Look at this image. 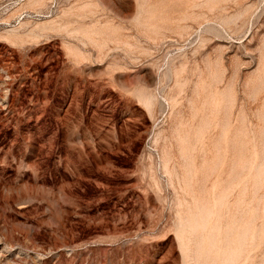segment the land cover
<instances>
[{
	"label": "rangeland",
	"instance_id": "rangeland-1",
	"mask_svg": "<svg viewBox=\"0 0 264 264\" xmlns=\"http://www.w3.org/2000/svg\"><path fill=\"white\" fill-rule=\"evenodd\" d=\"M31 2L0 0V264H264V0Z\"/></svg>",
	"mask_w": 264,
	"mask_h": 264
},
{
	"label": "bare ground",
	"instance_id": "bare-ground-1",
	"mask_svg": "<svg viewBox=\"0 0 264 264\" xmlns=\"http://www.w3.org/2000/svg\"><path fill=\"white\" fill-rule=\"evenodd\" d=\"M42 1H43V0H35V1L33 0V3H32V2H31V3H32L33 5H36V4H39V5H40V4L42 3ZM27 2H28V1H27ZM43 3H44V2H43ZM43 3H42V4H43ZM32 4H31V5H32ZM42 4H41V6H42ZM33 5H32V7L30 6L31 9H32V8L34 9V7H37V5L34 6V7H33ZM39 5H38V6H39ZM27 7H28V6H27ZM39 7H40V6H39ZM28 8H29V7H28ZM150 14H151V13H150ZM150 14H149V15H150ZM157 16H158V15H157ZM154 17H155V16H154ZM154 17H153V18H154ZM161 17H162V16H161ZM167 17H168V16H167ZM155 18H156V17H155ZM157 18H158V17H157ZM158 19H159V18H158ZM162 19H163V18H162ZM165 19H166V18H165ZM135 20H136V19H135ZM139 20H140V18H139ZM139 20H138V21H139ZM149 21H150V20H149ZM152 21H153V20H151V22H152ZM154 21L156 22V21H158V20H154ZM162 21H163V20H162ZM162 21H161V22H162ZM228 21H229V20H228ZM228 21H227V22H228ZM49 22H50V21H49ZM140 22H141V21H140ZM146 22H148V20H147ZM159 22H160V21H159ZM163 22H164V21H163ZM163 22H162V23H163ZM225 22H226V21H225ZM47 23H48V22H47ZM148 24H150V23H148ZM158 24H159V23H158ZM158 24H157V25H158ZM45 25H46V24H45ZM151 25H152V24H151ZM153 25H154V24H153ZM175 25H176V24H175ZM178 25H179V24H178ZM36 26H37V25H36ZM36 26H35V27H36ZM39 26H40V28H42L41 25H39ZM90 26H91V25H90ZM90 26H89V27H90ZM86 27H87V26H86ZM91 27H92V26H91ZM108 27H109V26H108ZM151 27H152V26H151ZM153 27H154V26H153ZM176 27H177V26H176ZM179 27H180V25H179ZM183 27H184V26H183ZM38 28H39V27H38ZM43 28H44V27H43ZM43 28H42V29H43ZM45 28H46V26H45ZM96 28H97V27H96ZM112 28H113V25H112ZM157 28H158V27H157ZM185 28H186V27H185ZM81 29H82V28H81ZM92 29H93V27H92ZM102 29H103V27H102ZM152 29H153V28H152ZM84 30H85V29L83 28V31H84ZM87 30H88V29H87ZM90 30H91V29H90ZM95 30H96V29H95ZM105 30H106V29H105ZM112 30H113V29H112ZM178 30H179V29H178ZM185 30H186V29H185ZM86 32H87V31H86ZM94 32H95V31H94ZM96 32H97V31H96ZM102 32H103V31H102ZM110 32H111V31H110ZM154 32H155V31H154ZM84 33H85V32H84ZM111 33H113V31H112ZM116 35H117V34H116ZM98 37H99V36H98ZM118 37H119V36H118ZM86 38H87V37H86ZM89 38H91V37H89ZM91 39H92V38H91ZM98 39H99V38H98ZM117 39H120V38H117ZM93 40H94V38H93ZM108 40H111V38L108 39ZM101 41H103V40H101ZM93 42H94V41H93ZM97 42H98V41H97ZM97 42H96V43H97ZM94 43H95V42H94ZM96 43H95V44H96ZM103 43H104V42H103ZM100 45H102V44H100ZM102 47H103V46H102ZM102 47H101V48H102ZM69 48H70V47H69ZM261 61H263V59L260 60V62H261ZM259 65H261V63H260ZM261 68H262V67H261ZM261 70H262V69H261ZM263 70H264V69H263ZM263 70H262V71H263ZM212 71L214 72V70H212ZM259 71H260V68H259ZM211 73H212V72H211ZM260 74H261V73H260ZM175 75H176V73H175ZM258 75H259V74H258ZM258 75H257V76H258ZM263 75H264V74H263ZM210 76H213V75H209V77H210ZM260 77H261V75H260ZM263 77H264V76H263ZM218 78H219V77H218ZM256 78H257V77H256ZM177 79H178V78H177ZM209 79H210V78H209ZM209 79H208V80H209ZM211 79H212V78H211ZM211 79H210V80H211ZM213 79H214V78H213ZM216 79H217V78H216ZM259 79H260V78H259ZM259 79H258V80H259ZM208 80H207V83H209ZM214 80H215V79H214ZM217 80H218V79H217ZM261 81H262V80H261ZM176 82H177V80H176ZM200 82H201V81H200ZM200 82H198V83H199V86H201V85L203 84V83H202V84L200 85ZM213 82H214V81H213ZM205 83H206V82H205ZM210 83H211V82H210ZM256 83H257V82H256ZM181 84H182V83H181ZM258 84H259V83H258ZM262 84H263V82H262ZM262 84H261V85H262ZM197 85H198V84H197ZM208 85H210V84H208ZM255 86H256V85H255ZM259 86H260V85H259ZM259 86H257V87H259ZM179 87H181V86H179ZM207 87H208V86H207ZM211 87H212V86H211ZM257 87H256V88H257ZM213 88H214V87H213ZM196 89H199V91H201L200 88H199L198 86H197ZM202 89H203V88H202ZM257 89H258V88H257ZM207 90H208V88H207ZM207 90H206V91H207ZM209 90H210V88H209ZM209 90H208V91H209ZM208 91H207V92H208ZM140 92H141V91H140ZM147 92H148V91H147ZM147 92L145 91V93H147ZM195 92H196V90H195ZM204 92H205V91H204ZM212 92H213V91H212ZM141 93H142V92H141ZM149 93H150V92H149ZM149 93H147V94H149ZM200 93H201V92H200ZM208 93H209V92H208ZM152 94H153V93H152ZM195 94H196V93H195ZM204 94H205V93H204ZM134 95H135V94H134ZM139 95H140V94H139ZM141 95H142V94H141ZM154 95H155V94H154ZM230 95H231V94H230ZM137 96H138V95H137ZM150 96H151V95H150ZM206 96H207V98L209 97L208 95H206ZM219 96H220V95H219ZM142 97H143V95H142ZM142 97H141V98H142ZM201 97H202V96H201ZM201 97H200V98H201ZM204 97H205V96H204ZM210 97H211V96H210ZM215 97H216V96H215ZM148 98L150 99V97H148ZM152 98H154V97H152ZM152 98H151V99H152ZM162 98H163V102H164V103L166 104V106H167V109L170 110V113H171V114H173V113L176 111V109H177V108H176V104H177V103H176L173 99H171V98H168V97H162ZM197 98H198V97H197ZM205 98H206V97H205ZM216 98H217V97H216ZM224 98H225V97H224ZM224 98H223V100H224ZM229 98H230V97H229ZM229 98H228V99H229ZM146 99H147V98H146ZM174 99H175V98H174ZM195 99H196V98H195ZM201 99H203V98H201ZM231 99H232V97H231ZM139 100H140V97H139ZM141 100H142V99H141ZM212 100H213V99H212ZM223 100H222V101H223ZM225 100H226V99H225ZM190 101H192V100H190ZM203 101H204V100H203ZM205 101H207V100H205ZM140 102L143 103L142 101H140ZM147 102H151V101H147ZM147 102H146V103H147ZM158 102H159V99H158V98H155L154 100H152L150 106H153V105L157 104ZM192 102H193V101H192ZM195 102H198V101H195ZM199 102H201V101L199 100ZM215 102H216V101H215ZM228 102H229V101H228ZM146 103H144V104H146ZM175 103H176V104H175ZM202 103H203V102H202ZM206 103H207V102H206ZM211 103H212V102H211ZM222 103H223V102H222ZM224 103H225V102H224ZM226 103H227V102H226ZM147 104H148V103H147ZM147 104H146V105H147ZM204 104H205V103H204ZM204 104H203V105H204ZM194 105H195V104H194ZM197 105H198V104H197ZM197 105H196V106H197ZM209 105H210V104H209ZM147 106H149V104H148ZM150 106H149V109H151ZM205 106H206V105H205ZM211 106H212V105H211ZM222 106H223V105H222ZM226 106H227V105H226ZM199 107H201V106H199ZM212 107H214V106H212ZM212 107H211V108H212ZM152 108H153V107H152ZM191 108H192V107H191ZM196 108H197V107H196ZM202 108H203V107H202ZM202 108H200V109H202ZM204 108H205V107H204ZM206 108H207V107H206ZM208 108H209V107H208ZM217 108H219V107H217ZM220 108H221V106H220ZM222 108L224 109V107H222ZM212 110H213V109H212ZM218 110L220 111V109H218ZM197 111H198V110H197ZM201 111L203 112V110H201ZM201 111H200V112H201ZM205 111H206V110H205ZM210 111H211V109H210ZM214 111H215V110H214ZM214 111H213V112H214ZM222 111H223V110H222ZM208 112H209V111H208ZM216 112H217V111H216ZM194 113H195V112H194ZM204 113H205V112H204ZM219 113H220V112H219ZM197 114H199V113L197 112ZM207 114H208V113H207ZM216 115H217V113H216ZM263 115H264V114H263ZM193 116H194V114H193ZM198 116H199V115H198ZM198 116H197V117H198ZM203 116H204V115H203ZM203 116H201V117H203ZM205 116H206V115H205ZM208 116H209V115H208ZM206 117H207V116H206ZM195 119H196V118H195ZM205 119L208 121L207 118H205ZM221 120H222V119H221ZM172 121H173V120H172ZM194 121H195V120H194ZM196 121H197V120H196ZM196 121H195V122H196ZM199 121H200V120H199ZM201 121H202V120H201ZM191 122H192V121H191ZM210 122H211V121H210ZM199 123H200V122H199ZM199 123H198V124H199ZM204 123H206V122H204ZM207 123H208V122H207ZM176 124H177V123H176ZM219 124H220V123H219ZM221 124H222V123H221ZM193 125H194V124H193ZM199 125H200V124H199ZM171 126H173V127H171ZM171 126H170V129H171V130H174V129H175V126L172 125V123H171ZM176 126H177V125H176ZM187 126H188V124H187ZM189 126H190V125H189ZM221 126H222V125H221ZM224 126H225V125H224ZM182 127H183V126H182ZM202 127H203V125H202ZM206 127H207V126H206ZM190 128H191V127H190ZM198 128H199V126H198ZM200 128H201V126H200ZM178 129H179V131H180V128H178ZM181 129H182V128H181ZM184 129H186V128L184 127ZM193 129H195V128H193ZM207 129H208V128H207ZM219 129H220V128H219ZM171 130H170V131H171ZM182 130H183V129H182ZM204 130H205V129H204ZM183 131H184V130H183ZM186 131H188V130H186ZM189 131H191V130H189ZM189 131H188V132H189ZM192 131H193V130H192ZM202 131H203V130H202ZM171 132H172V131H171ZM181 132H182V131H181ZM220 132H221V131H220ZM240 132H241V131H240ZM159 133H160V132H157V133H155V134L153 135V140H154L155 142L159 139V138H158V134H159ZM174 133H175V132H174ZM179 133H180V132H178V134H177V135H178L177 138H178L179 141L182 143V142L184 141V138L186 137V134H185V136H183L182 134H179ZM182 133H183V132H182ZM224 133H225V132H224ZM238 133H239V132H238ZM194 134H195V133H194ZM201 134H202V133H201ZM204 134H205V132H204ZM221 134H222V132H221ZM239 134H240V133H239ZM190 135H192V134L190 133ZM199 135H200V134H198V136H199ZM217 135H218V134H217ZM219 135H220V133H219ZM224 135H225V134H224ZM195 136H196V135H195ZM200 136L202 137V135H200ZM240 136H241V135H240ZM242 136H243V135H242ZM165 137H166V136H165ZM165 137H164V138H165ZM172 137H174V136H172ZM189 137H190V136H189ZM193 138H194V137H193ZM196 138H197V137H196ZM175 139H176V137H175ZM217 139H218V138H217ZM185 140L187 141L186 138H185ZM191 140H192V139H191ZM191 140H190V141H191ZM218 140H219V139H218ZM194 141H195V140H194ZM220 141H221V140H220ZM224 141H225V140H224ZM198 142H199V141H198ZM167 143H169V142H167ZM177 143H178V142H177ZM177 143H175V144H177ZM183 143H184V142H183ZM188 143H189V142H188ZM194 143H195V142H194ZM194 143H193V144H194ZM203 143H205V141H203ZM236 143H237V142H236ZM239 143L242 145V142H239ZM239 143H238V144H239ZM169 144H170V143H169ZM169 144H168V145H169ZM189 144H190V143H189ZM196 144H197V143H196ZM214 144H215V143H214ZM178 145H179V149H181V151H183V153H185V150H187V149L189 148V147H185V146H183V145L181 146L180 144H178ZM197 145H198V144H197ZM200 145H201V144H200ZM202 145H203V144H202ZM163 146H164V145H163ZM180 146H181V147H180ZM186 146H187V145H186ZM195 146H196V145H195ZM219 146H220V145H219ZM219 146H218V147H219ZM235 146H236V145H235ZM238 146H240V145H238ZM238 146H237V147H238ZM164 147L166 148V146H164ZM164 147H162V148H164ZM168 147H169V146H168ZM200 147H202V146H200ZM206 147H208V146H206ZM206 147H205V148H206ZM213 147H214V145H213ZM215 147H216V146H215ZM221 147H222V146H221ZM219 148H220V147H219ZM238 148H239V147H238ZM167 149H168V148H167ZM169 149H170V148H169ZM193 149H194V148H193ZM214 149H215V148H214ZM170 150H171V149H170ZM194 150H196V149H194ZM198 150H200V149H198ZM210 150H211V149H210ZM215 150H216V149H215ZM224 150H225V149H224ZM224 150H223V151H224ZM237 150H239V149H237ZM205 151H206V149H205ZM216 151H217V150H216ZM235 151H236V150H235ZM168 152H169V150H168ZM202 152H203V149H202ZM202 152H201V153H202ZM218 152H219V151H218ZM221 152H222V151H221ZM263 152H264V151H263ZM166 153H167V151H165L164 149L161 150V164H162V169L164 170V172H165V173H169L168 157H167ZM188 153H189V151H188ZM193 153L195 154L196 151H195V152L193 151ZM205 153H206V152H205ZM222 153H223V152H222ZM235 153H237V151H236ZM235 153H234V154H235ZM190 154H191V153H190ZM190 154H189V155H190ZM198 154L200 155V153H198ZM215 154H216V153H215ZM215 154H214V155H215ZM238 154H239V153H238ZM240 154H242V153H240ZM169 155H170V154H169ZM169 155H168V156H169ZM180 155H181V154H180ZM183 155H184V154H183ZM191 155H192V154H191ZM191 155H190V156H191ZM203 155H204V154H203ZM218 155L220 156V154H218ZM236 155H237V154H236ZM236 155H235V156H236ZM170 156H171V155H170ZM192 156H193V155H192ZM192 156H191V157H192ZM204 156H206V155H204ZM212 156H213V155H211L210 157H212ZM238 156H239V155H238ZM244 156H245V155H244ZM184 157L186 158L187 155L185 154ZM198 157H199V156H198ZM200 157H201V156H200ZM202 157H203V156H202ZM206 157H207V156H206ZM210 157H209L208 159H210ZM240 157H241V156H240ZM178 158H179V157H178ZM181 158H182V157H181ZM222 158H224L223 155H222ZM236 158H237V157H236ZM244 158H245V157H244ZM169 159H170V158H169ZM182 159H183V158H182ZM194 159H195V158H194ZM208 159H207V160H208ZM214 159H217V158H214ZM245 159H246V158H245ZM245 159H244V160H245ZM170 160H172V159H170ZM183 160H184V159H183ZM225 160H226V159H225ZM225 160H224V161H225ZM242 160H243V159H242ZM191 161H193V160H191ZM196 161H197V160H196ZM198 161H199V160H198ZM201 161H202V160H201ZM214 161H215V160H214ZM217 161H218V160H217ZM220 161H221V160H220ZM233 161H235V160H233ZM240 161H241V160H240ZM193 162H194V161H193ZM205 162H206V159H205ZM205 162L203 161V166L201 165L202 169H204V167H206V165H207ZM210 162H211V161H210ZM248 162H249V161H248ZM177 163H178V162H177ZM186 163H187V162H186ZM217 163H218V162H217ZM221 163H222V162H220V164H221ZM237 163H238V160H237ZM243 163H244V161H243ZM212 164H213V163H212ZM239 164H240V163H239ZM246 164H247V163H246ZM172 165H173V164H172ZM181 165H182V164H181ZM190 165H192V164H190ZM209 165H210V164H209ZM221 165H222V164H221ZM261 165H262V164H261ZM184 166H185V164H184ZM188 166H189V165H188ZM193 166H194V164H193ZM199 166H200V163H199ZM210 166H211V165H210ZM240 166H241V165H240ZM240 166H239V167H240ZM257 166H258V165H257ZM170 167L172 168V166H170ZM175 167H176V166H175ZM195 167H196V166H195ZM212 167H213V166H212ZM229 167H231V166H229ZM235 167H236V165H235ZM241 167H242V166H241ZM241 167H240V170H241ZM244 167H245V166H244ZM249 167H250V166H249ZM259 167H260V165H259ZM171 168H170V170H171ZM182 168H184V167H182ZM191 168H192V167H191ZM207 168H208V167H207ZM173 169H174V168H173ZM173 169H172V170H173ZM184 169H185V168H184ZM197 169H198V170H202V169H199V168H197ZM223 169H224V168H223ZM261 169H262V168H261ZM178 170H179V169H178ZM188 170H190V169H188ZM195 170H196V169H195ZM207 170H208V169H207ZM215 170H216V169H215ZM232 170H233V169H232ZM259 170H260V169H259ZM185 171H186V170H185ZM209 171H210V170H209ZM230 171H231V170H230ZM241 171H242V170H241ZM244 171H246V170H244ZM244 171H243V172H244ZM191 172H192V171H191ZM193 172H194V171H193ZM203 172H204V170H203ZM218 172H219V171H218ZM218 172H217V173H218ZM223 172H224V171H223ZM225 172H226V171H225ZM225 172H224V173H225ZM233 172H234V171H233ZM233 172H231V173H233ZM236 172H237V171H236ZM194 173H195V172H194ZM196 173H197V172H196ZM208 173H209V172H208ZM217 173H216V174H217ZM229 173H230V172H229ZM244 173H245V172H244ZM263 173H264V172H263ZM180 174H181V173H180ZM183 174H184V173H183ZM183 174H182V175H183ZM211 174H212V173H211ZM233 174H234V173H233ZM236 174H237V173H236ZM259 174H260V173H259ZM185 175H188V174L185 173ZM192 175H193V174H192ZM202 175H203V173H202ZM209 175H210V174H209ZM260 175H261V174H260ZM174 176H175V175H174ZM211 176H212V175H211ZM222 176H223V175H222ZM231 176H233V175H231ZM238 176H239V175H238ZM177 177H178V176H177ZM183 177H185V176H183ZM190 177H191V176H190ZM234 177H235V176H234ZM179 178H180V177H179ZM199 178H200V177H199ZM222 178H223V177H222ZM230 178H231V177H230ZM261 178H264V177H261ZM261 178H260V179H261ZM177 179H178V178H177ZM180 179H181V178H180ZM183 179H184V178H183ZM186 179H188L187 176H186ZM191 179L193 180L192 177H191ZM194 179H195V178H194ZM197 179H198V178H197ZM224 179H225V176H224ZM224 179H223V180H224ZM171 180H172V179H171ZM200 180H202V179H200ZM219 180H220V179H219ZM231 180H232V179H231ZM236 180H237V179H236ZM177 181H178V180H177ZM189 181H191V180H189ZM195 181H196V180H195ZM205 181H207V180H205ZM181 182H182V179H181ZM192 182H193V181H192ZM253 182H254V181H253ZM256 182H257V181H256ZM256 182H255V184H256ZM178 183H180V182L178 181ZM204 183H205V182H204ZM223 183H224V182H222V184H223ZM229 183H232V182H229ZM234 183H236V182H234ZM263 183H264V182H263ZM263 183H262V184H263ZM187 184H188V183H187ZM198 184H200V183H198ZM198 184H197V185H198ZM262 184H260V185H262ZM213 185H214V184H213ZM220 185H221V184H220ZM226 185H227V184H226ZM230 185H231V184H230ZM260 185H258V187H259ZM187 186H188V185H187ZM222 186H223V185H222ZM181 187H182V186H180V188H181ZM184 187H185V186H184ZM189 187H191V186H189ZM199 187H200V186H199ZM201 187H202V185H201ZM185 188H187V187H185ZM191 188H192V187H191ZM193 188H194V187H193ZM206 188H208V187H206ZM211 188H212V187H211ZM215 188H216V187H215ZM218 188H219V187H218ZM226 188H227V186H226ZM230 188H231V187H230ZM233 188H234V187H233ZM233 188H232V189H233ZM195 189L198 190L197 188H195ZM213 189H214V187H213ZM219 189H220V188H219ZM224 189H225V187H224ZM227 189H229V188H227ZM254 189H256V187H255ZM257 189H258V188H257ZM187 190H188V188H187ZM192 190H193V189H192ZM199 190H203V191H204L205 188H204V189L201 188V189H199ZM242 190H243V189H242ZM182 191H183V190H182ZM190 191H191V190H190ZM193 191H194V190H193ZM207 191H208V189H207ZM209 191H210V190H209ZM220 191H222V190H220ZM240 191H241V188H240ZM256 191H257V190H256ZM185 192H187V191H185ZM194 192H196V191H194ZM197 192H199V191H197ZM204 192H206V190H205ZM229 192H230V191H229ZM229 192H228V193H229ZM241 192H242V191H241ZM188 193H189V192H188ZM190 193H191V192H190ZM200 193H201V192H200ZM202 193H203V192H202ZM213 193H214V192H213ZM218 193H220V192H218ZM176 194H177V193H176ZM180 194H181V193H180ZM193 194H194V193H193ZM193 194H192V196H193ZM211 194H212V193H211ZM188 195H190V194H188ZM194 195H196V194H194ZM204 195H205V193H204ZM221 195H222V193H221ZM224 195H226V193H225ZM224 195H222V196H224ZM182 196H183V195H182ZM197 196H198V194H197ZM206 196H207V195H206ZM222 196H221V197H222ZM242 196H243V194H242ZM242 196H241V197H242ZM256 196H257V195H256ZM180 197H181V196H180ZM186 197H187V196H186ZM190 197H191V195H190ZM193 197H194V196H193ZM195 197H196V196H195ZM195 197H194V198H195ZM199 197H200V196H199ZM199 197H198V198H199ZM181 198H182V197H181ZM188 198H189V197H188ZM201 198H202V197H201ZM211 198H212V197H210V199H211ZM213 198H214V197H213ZM238 198H239V197H238ZM261 198H262V197H261ZM177 199H178V198H177ZM189 199H190V198H189ZM191 199H192V198H191ZM202 199H203V198H202ZM210 199H209V200H210ZM215 199H216V198H215ZM217 199H218V197H217ZM222 199H223V198H222ZM242 199H243V198H242ZM242 199H241V200H242ZM178 200H179V199H178ZM182 200H183V199H182ZM182 200H180V201H182ZM198 200H199V199H194V203H195L196 208H197L199 211H203V210H205V204H201V205H200L199 202H198ZM209 200H208V201H209ZM213 200H214V199H213ZM238 200H239V199H238ZM186 201H187V199H186ZM200 201H201V199H200ZM211 201H212V200H211ZM242 201H243V200H242ZM189 202H190V201H189ZM202 202H203V201H202ZM239 202H240V200H239ZM244 202H245V201H244ZM252 202H253V201H252ZM179 203H180V202H179ZM179 203H176V204H179ZM210 203H211V202H210ZM217 203H218V202H216V204H217ZM219 203H220V202H219ZM250 203H251V202H250ZM254 203H255V202H254ZM257 203H258V202H257ZM180 204H181V203H180ZM182 204H184V203H182ZM186 204H187V202H186ZM190 204H191V203H190ZM223 204H225V203H223ZM184 205H185V204H184ZM225 205H226V204H225ZM240 205H242V204H240ZM248 205H250V204H248ZM248 205H247V206H248ZM211 206H212V205H211ZM238 206H239V205H238ZM252 206H253V204H252ZM254 206L256 207V205H254ZM178 207H179V206L177 205V208H178ZM184 207H185V206H184ZM190 207H191V205H190ZM216 207H218V206H216ZM226 207H227V206H226ZM239 207H240V206H239ZM239 207H237V208H239ZM255 207H254V208H255ZM186 208H187V207H186ZM188 208H189V207H188ZM188 208L185 209V210H188ZM209 208H210V207H209ZM222 208H223V207H222ZM235 208H236V207H235ZM256 208H257V207H256ZM212 209H213V208H212ZM229 209H230V208H229ZM239 209H240V208H239ZM245 209H246V206H245ZM250 209H251V208H250ZM185 210H182V211L180 210V211L183 213V214L181 213L183 216H184V213H186ZM190 210H191V209H190ZM208 210H209V209H208ZM222 210L224 211V209H222ZM237 210H238V209H237ZM241 210H243V209L241 208ZM255 210H256V209H255ZM255 210H253V211H255ZM191 211H192V210H191ZM193 211H194V210H193ZM193 211H192V212H193ZM243 211H244V210H243ZM175 212H176V211H175ZM211 212H212V211H211ZM220 212H221V211H220ZM227 212H228V211H227ZM230 212H231V211H230ZM188 213L190 214L191 212H188ZM193 213H194V212H193ZM215 213H216V212H215ZM225 213H226V212H225ZM244 213H245V212H244ZM251 213H252V212H251ZM253 213H254V212H253ZM177 214H178V213H177ZM179 214H180V213H179ZM216 214H217V213H216ZM216 214H215V215H216ZM221 214H223V213H221ZM231 214H232V213H231ZM248 214H249V213H248ZM227 215H228V214H227ZM236 215H237V214H236ZM246 215H247V214H246ZM185 216H186V214H185ZM203 216H204V215H203ZM219 216H220V215H219ZM233 216L236 217L235 215H233ZM240 216H241V214H240ZM250 216H252V215H250ZM257 216H258V215H257ZM204 217H205V216H204ZM241 217H242V216H241ZM176 218H177V217H176ZM183 218H184V217H183ZM206 218H207V217H206ZM222 218H223V217H222ZM226 218H227V216H226ZM226 218H225V219H226ZM232 218H233V217H232ZM238 218H239V217H238ZM242 218H243V217H242ZM245 218H246V217H245ZM247 218H248V217H247ZM186 219H187V217H186ZM204 219H205V218H204ZM211 219H212V218H211ZM250 219H251V218H250ZM229 220H230V218H229ZM246 220H247V219H246ZM256 220H257V219H256ZM175 221H176V220H175ZM180 221H181V220H180ZM224 221H225V220H224ZM224 221H222V222H224ZM230 221H231V220H230ZM232 221H233V220H232ZM198 222H199V221H198ZM198 222H197L195 219L191 220L190 223H188V228H187V230L189 229V230L192 231V232H193V231H198V230H197V229L199 228ZM200 222H201V221H200ZM220 222H221V221H220ZM233 222H234V221H233ZM233 222H232V223H233ZM235 222H236V221H235ZM235 222H234V223H235ZM237 222H238V221H237ZM244 222H245V221H244ZM257 222H258V221H257ZM180 223H181V222H180ZM229 223H230V222L228 221V224H227V225H229ZM248 223H250V222H248ZM183 224H184V223H183ZM199 224H200V223H199ZM221 224H222V223H221ZM179 225H181V224H179ZM200 225H201V224H200ZM211 225H213V224H211ZM218 225H219V223H218ZM241 225H242V224H241ZM181 226H182V225H181ZM221 226H222V225H221ZM254 226H255V225H254ZM183 227H184V226H183ZM216 227H217V226H215V228H216ZM218 227H219V226H218ZM242 227H243V226H242ZM249 227H250V226H249ZM252 227H253V226H252ZM256 227H257V226H256ZM202 228H204V227H202ZM225 228H227V227H225ZM209 229H210V228H209ZM211 229H212V227H211ZM231 229H232V228H231ZM236 229H237V228H236ZM252 229H253V228H252ZM254 229H255V228H254ZM179 230H180V228H179ZM201 230H202V229H201ZM227 230H228V229H227ZM238 230H239V229H238ZM244 230H245V228H244ZM246 230H247V229H246ZM259 231H260V230H259ZM183 232H184V231H183ZM192 232H191V233H192ZM204 232H205V231H204ZM226 232H227V231H226ZM229 232H230V231H229ZM177 233H178V232H177ZM207 233H208V232H207ZM214 233H215V232H214ZM242 233H243V232H242ZM259 233H260V232H259ZM223 234H224V233H223ZM238 234H239V233H238ZM248 234H249V233H248ZM252 234L254 235V233H252ZM252 234H250V235H252ZM180 235H182V234L180 233ZM188 235H189V234H188ZM177 236H178V235H177ZM195 236H196V235H195ZM204 236H205V235H204ZM244 236H245V235H244ZM247 236H248V235H247ZM186 237H188V236H186ZM199 237H200V236H199ZM224 237H225V236H224ZM238 237H239V236H238ZM178 238H179V236H178ZM191 238H192V237H191ZM197 238H198V237H197ZM240 238H241V237H240ZM244 238H245V237H244ZM253 238H254V237H253ZM253 238H251V239H253ZM180 239H181V238H180ZM204 239H205V238H204ZM219 239H220V238H219ZM233 239H234V238H233ZM247 239H248V238H247ZM256 239H257V238H256ZM205 240H206V239H205ZM221 240H222V239H221ZM228 240H229V238H228ZM195 241H196V239H195ZM206 241H207V240H206ZM237 241H239V240H237ZM240 241H241V239H240ZM242 241H243V239H242ZM249 241H250V240H249ZM260 241H262V240H260ZM263 241H264V240H263ZM185 242H186V241H185ZM188 242H189V240H188ZM247 242H248V241H247ZM209 243H210V242H209ZM233 243H234V242H233ZM235 243H236V242H235ZM187 244H188V243H187ZM195 244H196V243H195ZM205 244H206V243H205ZM205 244H203V245H205ZM221 244H222V243H221ZM241 244H242V243H241ZM244 244L246 245V243H244ZM197 245H198V244H197ZM237 245H238V244H237ZM247 245H248V244H247ZM250 245H251V244H250ZM255 245H257V244H255ZM188 246H189V245H188ZM198 246H199V245H198ZM227 246H228V245H227ZM243 246H244V245H243ZM191 247H192V246H191ZM199 247H201V246H199ZM203 247H204V246H203ZM222 247H223V246H222ZM232 247H233V246H232ZM247 247H248V246H247ZM253 247H254V246H253ZM209 248H210V247H209ZM249 248H250V247H249ZM256 248H257V247H256ZM185 249H186V248H185ZM189 249H190V248H189ZM198 249H199V248H198ZM235 249H236V248H235ZM238 249H239V248H238ZM245 249H246V248H245ZM191 250H192V249H191ZM224 250H225V249H224ZM226 250H227V249H226ZM231 250H232V249H231ZM247 250H249V249H247ZM247 250H245V251H247ZM193 251H194V250H193ZM204 251H205V249H204ZM213 251H214V249H213ZM245 251H244V252H245ZM188 252H189V251H188ZM205 252H206V251H205ZM208 252H209V251H208ZM227 252H228V251H227ZM236 252H237V251H236ZM238 252H239V251H238ZM238 252H237V253H238ZM199 253H200V252H199ZM217 253H218V252H217ZM183 254H184V253H183ZM207 254H208V253H207ZM215 254H216V253H215ZM235 254H236V253H235ZM248 254H249V253H248ZM195 255H196V254H195ZM219 255H220V254H219ZM230 255H231V254H230ZM233 255H234V254H233ZM183 256H184V255H183ZM209 256H210V255H209ZM215 256H216V255H215ZM246 256H247V254H246ZM198 257H199V256H198ZM221 257H222V256H221ZM226 257H228V255H227ZM237 257H238V256H237ZM253 257H254V256H253ZM187 258H188V257H187ZM254 258H255V257H254ZM185 259H186V258H185ZM230 259H231V258H230ZM233 259H234V257H233ZM238 259H239V258H238ZM234 260H235V259H234ZM245 260H246V258H245ZM220 261H221V260H220ZM223 261H224V259H223ZM232 261H233V260H232ZM232 261H231V262H232ZM247 261H248V260H247ZM249 261H251V256H250V260H249ZM187 262H188V261H187ZM207 262H208V261H207ZM227 262H228V260H227ZM229 262H230V261H229ZM204 263H205V262H204ZM210 263H211V261H210ZM217 263H218V262H217ZM236 263H237V262H236ZM250 263H251V262H250ZM191 264H200L198 258H194V257H192V258H191ZM201 264H202V263H201ZM218 264H219V263H218ZM230 264H231V263H230ZM247 264H248V263H247ZM253 264H254V263H253Z\"/></svg>",
	"mask_w": 264,
	"mask_h": 264
}]
</instances>
